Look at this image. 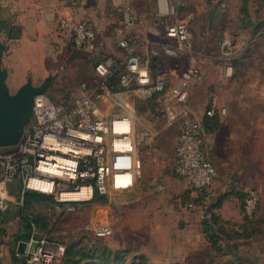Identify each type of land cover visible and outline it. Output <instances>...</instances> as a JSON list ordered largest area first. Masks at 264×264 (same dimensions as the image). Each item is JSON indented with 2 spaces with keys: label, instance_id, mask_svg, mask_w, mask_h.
<instances>
[{
  "label": "rangeland",
  "instance_id": "374dc122",
  "mask_svg": "<svg viewBox=\"0 0 264 264\" xmlns=\"http://www.w3.org/2000/svg\"><path fill=\"white\" fill-rule=\"evenodd\" d=\"M90 2L91 14L73 20H90L98 31L96 21L102 19L106 28L109 18L127 34L122 9L130 10L135 18L131 42L137 46L132 56L153 73L170 72L165 76L167 91L185 70L194 68L195 75L187 103L177 107L183 116L177 122L167 117V95L136 93L126 101L128 107L118 106L117 113L132 115L134 135L141 141L132 152L115 157L117 167L134 172L130 189L112 188L103 202L36 203L32 211L44 220L36 228L37 236L67 249L54 264H264V0ZM66 18L56 22L60 33ZM2 22L9 23L8 28L0 24V41L10 43L5 63L13 66L12 44L17 41L7 38L22 34L14 0H0ZM179 22L187 25L188 43L168 36ZM47 51L57 54L62 45L51 43L43 53ZM68 53L72 56L64 71V57H58L61 66L51 71L55 79L47 91L59 103H70L79 95L81 84L92 78L96 62L105 56L73 52L71 44ZM77 60L83 70L74 72ZM50 62L53 67L58 63L55 58L47 65ZM37 74L30 70L26 76L12 68L7 80L11 93ZM211 110L218 124L207 131ZM186 120L204 128L205 157L215 168L212 183L198 191L176 172L177 139ZM5 149L0 148V154ZM253 189L259 191L260 202L247 214L244 201ZM165 208L185 210L193 218L174 222L165 216V224ZM205 219L213 223L220 250L202 231Z\"/></svg>",
  "mask_w": 264,
  "mask_h": 264
},
{
  "label": "built area",
  "instance_id": "2783aa9c",
  "mask_svg": "<svg viewBox=\"0 0 264 264\" xmlns=\"http://www.w3.org/2000/svg\"><path fill=\"white\" fill-rule=\"evenodd\" d=\"M122 14L128 32L119 45L128 53L125 59L107 55L99 59L92 78L81 84L80 94L70 103L56 102L47 93L34 98L33 116L19 143L0 154L2 211L7 208L9 184L15 180L22 186L21 205L26 191L51 195L57 203L88 202L96 191L108 197L112 188L130 189L134 185V172L115 163L117 155L130 153L135 144L141 143L136 138L138 135H134L132 115H105L101 106L107 99L115 100L118 93L167 95L169 121L174 123L183 118L178 115L177 107L188 101L189 83L195 69L185 70L179 83L167 91L165 78H156L147 63L132 56L137 47L130 36L135 18L127 8L122 9ZM60 31L69 35L73 52L95 56L103 45L99 31L90 20L63 19ZM168 36L188 43L187 25L176 23L170 27ZM114 75L118 76V89L111 82ZM208 114L213 116L214 112L211 110ZM204 133L200 123L186 120L177 139L176 172L196 191L207 188L215 176L214 166L205 157ZM122 139H127L128 144L118 147L117 142ZM125 176L127 181L118 183V178ZM259 202V191L253 189L244 201L246 213L254 212ZM26 244L24 253L17 252L25 264H54L66 253L64 245L39 238L35 226Z\"/></svg>",
  "mask_w": 264,
  "mask_h": 264
},
{
  "label": "crops",
  "instance_id": "0c3cea01",
  "mask_svg": "<svg viewBox=\"0 0 264 264\" xmlns=\"http://www.w3.org/2000/svg\"><path fill=\"white\" fill-rule=\"evenodd\" d=\"M91 3L90 0H14L15 9L17 11L18 26L21 28L22 34L19 38L9 39V41H17L15 44H12L13 49L11 61L13 66H8L5 63V51L10 43L4 42L6 47L4 51L3 67L6 68L8 77L12 68L16 73L21 74L23 72L26 76L30 70H35L38 74L36 79L31 80L32 83L37 86L40 85L50 74H53V71L54 73L58 71V67L61 65V68L64 71L67 66V60L72 56L68 53L71 41L68 34L58 32L56 22L61 16L78 19L85 17L87 14H91ZM101 20L102 19L96 21L99 28V38L103 43L97 56L102 57L101 55L103 53L118 60L126 58L128 55L127 51L122 49L119 45V42L126 34H123L122 29L118 27V24L111 22L109 18H107L108 21H106L107 27L103 28ZM51 43H60L63 51L57 54L56 52H53L52 55L50 54V51H47L46 54L43 53ZM39 49H43V52L41 51V53H39ZM59 56L64 57L65 61L64 63L62 62L63 64L59 62ZM50 58L57 59L58 63L54 64L56 65L55 67L52 66L51 62L47 65ZM79 59L80 61L82 60L81 57ZM80 61H74L77 63L74 65V72L80 71L82 64ZM82 70L83 69H81V71ZM169 73L170 72L160 70L153 74L156 78H165ZM66 80L70 81L71 79L68 77ZM23 85L24 84H21L19 88ZM132 95H135V93H118L115 100H105L101 103L103 113L105 115H111L117 113L118 106L128 107L125 103ZM21 190L22 186L20 181H12L9 184L7 208L4 211L0 209V264H15L13 252H19L18 246L19 243L22 242V240H18L24 233L20 214V206L23 205H21ZM165 216L173 219L174 222L175 219L178 220L179 218H183L184 220L193 218V216L185 210L178 212L173 208H165L164 217ZM167 222V217H165L164 223L166 224ZM12 229L14 231L13 233L10 232Z\"/></svg>",
  "mask_w": 264,
  "mask_h": 264
},
{
  "label": "water",
  "instance_id": "95a60500",
  "mask_svg": "<svg viewBox=\"0 0 264 264\" xmlns=\"http://www.w3.org/2000/svg\"><path fill=\"white\" fill-rule=\"evenodd\" d=\"M6 44L0 41V148L15 146L19 143L25 127L33 116L34 98L47 93L55 75L50 74L40 85L29 79L14 94L7 84L8 72L3 67ZM26 242L19 243L18 251L24 253Z\"/></svg>",
  "mask_w": 264,
  "mask_h": 264
},
{
  "label": "trees",
  "instance_id": "16d2710c",
  "mask_svg": "<svg viewBox=\"0 0 264 264\" xmlns=\"http://www.w3.org/2000/svg\"><path fill=\"white\" fill-rule=\"evenodd\" d=\"M3 25V27L8 28L9 23L2 22L0 23ZM18 36H11L9 35L7 39L17 38ZM111 82L115 85V87L119 88V82H118V76L114 75L111 79ZM156 96H161L162 94H155ZM218 124V117L215 115L211 117H207L205 121V129L207 131H213L216 128V125ZM7 149H5L6 151ZM108 197L106 195L99 194L98 191L95 192V196L93 198L94 201H106ZM44 200L47 203H55L56 201L51 195H47L44 193L36 192V191H26L24 193L23 197V205L20 206V214L21 219L23 222L24 227V233L19 237L18 240L22 241H28L33 233V226L36 228L39 227L41 224H44V220L39 215L35 214L32 210L34 209L37 202ZM202 231L208 238L209 242L211 243L212 247L215 250H220V244H219V237L214 231V226L211 220L205 219L202 224ZM67 253V249H66ZM65 253V255H66ZM13 259L15 264H25L24 259L19 258L17 256V252H13ZM86 264H95V263H86Z\"/></svg>",
  "mask_w": 264,
  "mask_h": 264
},
{
  "label": "bare ground",
  "instance_id": "6f19581e",
  "mask_svg": "<svg viewBox=\"0 0 264 264\" xmlns=\"http://www.w3.org/2000/svg\"><path fill=\"white\" fill-rule=\"evenodd\" d=\"M118 144H117V146L119 147H122V146H125V145H127L128 144V141H127V139H122V140H119L118 142H117ZM119 180H118V183H125L126 181H127V177L125 176V177H119L118 178Z\"/></svg>",
  "mask_w": 264,
  "mask_h": 264
}]
</instances>
